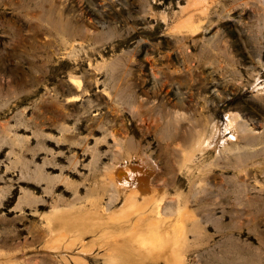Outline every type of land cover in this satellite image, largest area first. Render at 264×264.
Masks as SVG:
<instances>
[{
    "label": "rangeland",
    "instance_id": "1",
    "mask_svg": "<svg viewBox=\"0 0 264 264\" xmlns=\"http://www.w3.org/2000/svg\"><path fill=\"white\" fill-rule=\"evenodd\" d=\"M154 205L158 264H264V0H0V264H116Z\"/></svg>",
    "mask_w": 264,
    "mask_h": 264
},
{
    "label": "bare ground",
    "instance_id": "2",
    "mask_svg": "<svg viewBox=\"0 0 264 264\" xmlns=\"http://www.w3.org/2000/svg\"><path fill=\"white\" fill-rule=\"evenodd\" d=\"M233 116L231 115V117H233ZM230 120L231 119H229V121ZM232 120H233V118H232ZM233 122L234 121H232V123ZM147 162L151 163L149 161V158L147 159ZM125 169L126 168H124V166L120 165L117 168L116 172H114V175H116L117 177L120 178V180L118 178H115L116 182H119V181L123 180V176L127 175V171ZM141 173H143V172H141ZM145 192H148V193H145ZM151 193H153V190H151ZM144 194L148 195V196L145 195V198H144V200H145L144 203H146L152 198V195H150V191H148V190H144ZM165 195H166V193H165ZM135 196L136 195H134V194L129 196L131 201H132V198H134ZM156 198H157V196H156ZM161 203L162 202H160V204ZM133 204L134 203H132L131 205H133ZM158 206L160 207V205H158ZM170 206H167V207H170ZM161 207H165V206L161 205ZM167 207H166V210H167ZM166 210L164 209V211H166ZM162 211H163L162 209H161V211H159L158 207L154 205L151 210H149L147 212H146V210H144V211L141 212L142 216H140V218H145V222L144 223H142L140 221L143 224L142 227L139 226L138 223L130 225L132 227H137V228H133V229H136L138 231H142L143 232L142 235H144V237L142 238V240L140 242V246H139V247H141L140 251L139 250L137 251V249H130L129 245H127V244L121 246V248L116 246V245H112L110 247V254L112 256V260L116 264H158L161 259H164L165 261L176 260L177 246H178L179 241H180L179 235H181V233L183 232V230H182L183 226L182 227L180 226L181 223H182L180 221L182 217H181L180 213L177 212L176 213L177 215H176L175 220L173 222V218L170 219V220H167L166 218H164L163 215H162L163 213H161ZM171 214H172V212H171ZM167 215H169V214H167ZM63 224L65 225V223H63ZM60 225H61V223H60ZM61 233H63V231ZM184 233H186V232H184ZM183 241H185V240H183ZM84 248H86V247H84ZM85 250H83V251H85ZM134 250H136L137 252L135 253ZM74 257H72V258H74ZM77 258H78V256H77ZM70 260H71V258H70ZM79 260H81V263L83 262L82 261L83 259L79 258Z\"/></svg>",
    "mask_w": 264,
    "mask_h": 264
}]
</instances>
